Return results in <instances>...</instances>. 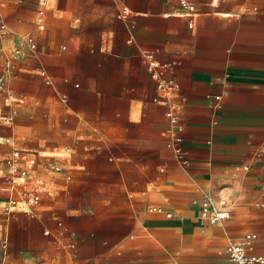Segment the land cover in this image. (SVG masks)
<instances>
[{
	"label": "crops",
	"instance_id": "1",
	"mask_svg": "<svg viewBox=\"0 0 264 264\" xmlns=\"http://www.w3.org/2000/svg\"><path fill=\"white\" fill-rule=\"evenodd\" d=\"M191 1L193 28L179 0H58L42 31L32 14L18 47L31 35L37 51L4 94L20 118L0 124V264H225L250 232L264 255V0ZM4 51L0 35V67ZM144 52L171 65L179 93L158 90ZM169 101L186 167L167 147ZM14 147L39 161L37 206L10 204ZM224 189L227 227L201 224L193 201Z\"/></svg>",
	"mask_w": 264,
	"mask_h": 264
},
{
	"label": "built area",
	"instance_id": "2",
	"mask_svg": "<svg viewBox=\"0 0 264 264\" xmlns=\"http://www.w3.org/2000/svg\"><path fill=\"white\" fill-rule=\"evenodd\" d=\"M58 0H40L37 10L35 25L40 31L46 28L47 11L51 5ZM183 9V14L190 18V28L195 25V19L198 15L197 6L191 0H179ZM8 31L7 23L0 12V33L5 35ZM37 43L33 36L27 35L23 40V46L14 49L11 52H2L0 67V94L11 95L9 85L14 77L20 62L27 56V52L35 53ZM149 63L151 75L157 81V88L167 96L177 94L180 91L178 82L164 77L165 73L171 68L170 64H160L156 61L154 53L144 52ZM10 97V96H9ZM216 99H220L217 97ZM66 102V98H62ZM166 117L169 120L170 128L167 130V147L173 153L175 159L182 165H189V157L184 147V128L181 124L179 113L169 101ZM15 112L4 113L0 110V124L2 122L12 123L15 119ZM264 150V149H263ZM6 170L3 175L4 188L10 196V204L16 205L23 202L29 207L39 205L41 198L39 193L31 188L30 180L32 172L39 164L34 152L14 147L10 155L5 159ZM42 165L48 169L60 172L62 168L53 161L45 160ZM198 209V220L201 224H209L224 228L226 222L231 217V212L225 200L211 191L203 190L201 196L193 201ZM153 211H162L161 208H152ZM167 216H171L170 213ZM259 236L256 233H247L237 240H231L226 248L225 264H264V255L255 254Z\"/></svg>",
	"mask_w": 264,
	"mask_h": 264
},
{
	"label": "rangeland",
	"instance_id": "3",
	"mask_svg": "<svg viewBox=\"0 0 264 264\" xmlns=\"http://www.w3.org/2000/svg\"><path fill=\"white\" fill-rule=\"evenodd\" d=\"M38 1L37 0H0V11L4 14L9 29L5 33V35H1V39L3 40V45L5 48L9 50H14L17 48L21 43L22 35L27 33L31 30V21L33 16L35 15V12L37 10ZM34 13V14H33ZM33 14V16H32ZM9 17L15 18V22H12L13 24H10ZM49 86V85H48ZM8 100L4 94L0 96V108L2 111H8ZM20 118L19 116L16 118L14 123L12 124H2L3 126H10V128H13L15 126L16 121ZM17 133V132H16ZM33 140L31 138L27 137H21L17 136L15 143H19L24 147H31L30 143ZM47 144H43L42 146L45 147ZM221 197L225 200V202L230 205L231 200L229 198V190L224 189L221 192ZM194 217L193 214L189 215L188 218ZM229 222H227L228 225ZM226 225V227H227ZM206 226H212L206 224ZM264 247V245H262Z\"/></svg>",
	"mask_w": 264,
	"mask_h": 264
}]
</instances>
